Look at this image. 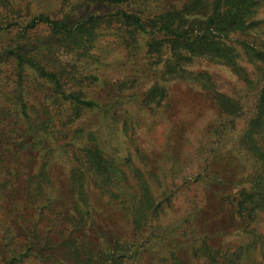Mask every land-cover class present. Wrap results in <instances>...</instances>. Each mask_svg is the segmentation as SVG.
Returning a JSON list of instances; mask_svg holds the SVG:
<instances>
[{"label":"trees","instance_id":"trees-1","mask_svg":"<svg viewBox=\"0 0 264 264\" xmlns=\"http://www.w3.org/2000/svg\"><path fill=\"white\" fill-rule=\"evenodd\" d=\"M262 4L264 0H84L86 8L101 5L107 9L103 13L95 9L80 15L52 18L38 14L32 17L22 28L21 35L44 25L49 36L29 46L17 40L7 49H0V63L13 61L16 76L9 84L20 97V107L13 112L24 120H34L28 122L27 130L31 128L41 137L26 143L31 149H37L41 163L39 170L23 181L27 184L23 189L24 202L31 200L33 218L20 223V235L0 234V264L129 263L138 251V238L146 237L140 231L137 239L132 237L124 241L106 233L99 240L91 237L89 231L95 227L97 212L92 197L116 206L131 218L133 227L139 229L156 225L160 203L141 169L133 165L129 157L119 161L104 148L93 131H85L76 122L83 118L84 111L100 110L108 119L117 121L119 117L113 111L116 106L160 105L167 97L165 82L168 80H184L208 90L223 113L239 114L238 100L217 91L212 75L205 69L190 66L196 60L200 64L225 67L250 88L260 86L254 112L240 136V144L262 174L264 19H255ZM4 5L0 1L1 9ZM3 21L5 19L0 18V30L12 26V23L2 26ZM103 35L114 36L134 58L133 62L141 61L135 71L155 77L140 100L134 93L112 96L110 91L116 86L113 83L108 84L109 88L103 93L99 91L100 80L95 69L105 59L102 58L105 45H98ZM29 70L33 71L31 80L41 92L42 104V108L36 107L31 112H28V104L21 100L27 93L23 83L29 77ZM133 82L121 87H132ZM32 115H36L35 118H31ZM128 115H120L127 129ZM70 124L75 129L68 133ZM17 138L0 137L2 170L8 152L12 158L22 148V141L16 145ZM52 161L70 163L65 194L50 186L47 167ZM6 171L9 177H0L3 192L8 185L17 183L22 174L15 164L11 171ZM260 174L231 196L235 212L241 217L264 212V181ZM195 251L199 252L204 264H218V251L210 249L207 243L203 242ZM241 263L242 255L237 251L222 255L221 264Z\"/></svg>","mask_w":264,"mask_h":264},{"label":"rangeland","instance_id":"rangeland-1","mask_svg":"<svg viewBox=\"0 0 264 264\" xmlns=\"http://www.w3.org/2000/svg\"><path fill=\"white\" fill-rule=\"evenodd\" d=\"M0 1L5 4L0 8V18L6 21L1 25L12 23L7 30H0V49H7L17 40L26 46L46 40L49 33L44 25L21 35L26 23L38 14L55 18L92 13L95 9L103 13L107 9L101 5L86 8L84 0ZM255 19H264V4L257 9ZM98 45H105L102 55L105 59L95 69L100 80L99 91L103 93L109 88L108 84L113 83L119 91L114 87L110 91L112 96L134 93L140 100L155 77L135 71L141 61L133 62L134 58L114 36H101ZM198 61L190 66L205 69L212 75L217 91L238 100L239 114L223 113L208 90L184 80H168L165 82L167 97L160 105L116 106L113 111L119 117L117 121L108 119L100 110L84 111L83 118L76 122L85 131H93L104 148L119 161L129 157L130 162L141 169L160 203L156 225L139 229L134 228L131 218L115 205L112 207L99 197H92L97 212L95 227L89 231L91 237L99 240L106 233L124 241L132 237L137 239L139 231L146 237L138 238V251L127 264H204L199 252L195 251L203 242L218 251V264L223 254L233 251L241 253V264H264V212L241 217L235 212L231 198L260 174L258 166L240 144V136L254 112L260 86L250 88L225 67ZM13 68L12 60L0 63V137H18L16 145L22 141V148L12 158L8 152L4 157L6 165L3 170L0 168L1 178L9 177L6 169L11 171L13 164L22 172L17 183L8 185L4 192L0 190V234L8 236L20 235V223L33 218L31 200L24 202L23 189L27 184L23 181L36 173L41 163L37 149H31L26 143L41 137L31 128L27 130L28 122L34 120H24L13 112L20 107V97L9 84L16 76ZM247 68L251 70L250 65ZM27 75L23 83L27 93L21 100L28 104V112H31L36 107L42 108L41 92L31 80L33 71L29 70ZM130 82H133L132 87H123ZM125 113L129 114L128 129L123 125ZM70 127L68 133L75 129L73 124ZM69 168L70 163L60 161H52L47 167L50 186L61 194H65L68 187ZM260 176L264 181V172Z\"/></svg>","mask_w":264,"mask_h":264}]
</instances>
